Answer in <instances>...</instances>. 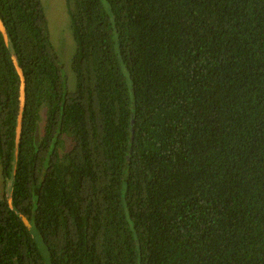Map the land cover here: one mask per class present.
<instances>
[{"label":"trees","instance_id":"16d2710c","mask_svg":"<svg viewBox=\"0 0 264 264\" xmlns=\"http://www.w3.org/2000/svg\"><path fill=\"white\" fill-rule=\"evenodd\" d=\"M64 2L72 90L0 0V264H264V0Z\"/></svg>","mask_w":264,"mask_h":264},{"label":"rangeland","instance_id":"374dc122","mask_svg":"<svg viewBox=\"0 0 264 264\" xmlns=\"http://www.w3.org/2000/svg\"><path fill=\"white\" fill-rule=\"evenodd\" d=\"M41 3L47 19L51 43L63 66L64 75L67 78V87L69 90H72L74 88V76L70 72V61L74 51V44L68 25L65 2L64 0H41ZM3 183L4 180L0 172V195L2 194ZM33 237L41 252L45 254V247L35 229Z\"/></svg>","mask_w":264,"mask_h":264},{"label":"water","instance_id":"95a60500","mask_svg":"<svg viewBox=\"0 0 264 264\" xmlns=\"http://www.w3.org/2000/svg\"><path fill=\"white\" fill-rule=\"evenodd\" d=\"M0 30L4 33V30H3L1 23H0ZM21 100L23 101V91H21ZM21 220H22L23 224L25 225V227L27 229L31 230L32 226L24 216H21Z\"/></svg>","mask_w":264,"mask_h":264}]
</instances>
